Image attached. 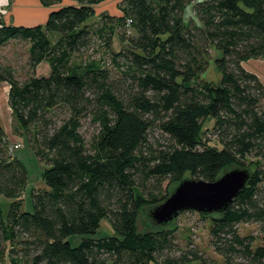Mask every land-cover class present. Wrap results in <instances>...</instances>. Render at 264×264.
Wrapping results in <instances>:
<instances>
[{"label":"trees","instance_id":"1","mask_svg":"<svg viewBox=\"0 0 264 264\" xmlns=\"http://www.w3.org/2000/svg\"><path fill=\"white\" fill-rule=\"evenodd\" d=\"M73 1L44 26L0 24V50L29 45L30 75L18 79L0 56V83L47 166L48 188L33 189V212L22 210L28 172L9 155L0 120V196L10 200L0 202V264H218L193 244L181 247L170 228L138 233L139 213L185 178L215 182L251 166L246 189L214 215L211 246L223 264H264V245L239 234L250 223L264 233V84L244 65L264 59V0H203L199 25L182 19L191 0H126L117 72L74 62L94 43L87 23L104 0ZM211 48L220 53L217 85L201 79ZM43 64L48 74L37 75ZM105 219L114 234L98 238ZM71 236L83 239L73 246Z\"/></svg>","mask_w":264,"mask_h":264},{"label":"rangeland","instance_id":"2","mask_svg":"<svg viewBox=\"0 0 264 264\" xmlns=\"http://www.w3.org/2000/svg\"><path fill=\"white\" fill-rule=\"evenodd\" d=\"M126 0H104L96 5L95 16L92 17L87 24L93 26L97 34L95 35L93 45L86 51L75 55L74 62L77 64L97 65L107 67L113 72H117V65L114 62L113 52H119L123 47L120 42V33H125L123 27H119L116 20L123 16L124 4ZM75 4L73 0H64L59 5L45 7L40 0H0V24L6 26H25L34 27L37 25L44 26L47 22L49 14L62 6ZM33 19V20H30ZM29 21V22H28ZM24 22V24H19ZM27 24V25H26ZM30 25V26H29ZM33 25V26H31ZM127 30H130L126 26ZM130 32H127V35ZM111 40V41H110ZM112 44V48L108 43ZM28 50L29 45L23 41H12L0 50L1 61L4 66H10L14 69L15 75L20 80H25L30 75L28 68ZM220 57V53L215 49H210V63L208 70L201 76V79L212 83L219 84L221 74L219 73L215 61ZM245 67L252 73H255L264 82V59L247 61ZM48 66L43 64L36 70L37 75L48 74ZM10 86L7 83H0V120L10 139V145L17 142L22 143V148L15 151L13 156H17L25 165L28 172V184L22 194V210L33 212V189H48L44 181V174L47 166L41 163L35 154V149L28 133L20 129L14 120L13 113L8 104ZM211 122L206 123L205 128L211 127ZM212 146L217 145L215 141ZM17 153V154H16ZM253 162L252 159L249 160ZM251 172L253 166L248 168ZM231 170V169H229ZM227 170V171H229ZM226 172V171H225ZM0 202L6 204L10 200L0 196ZM154 206H145L141 209L138 218V233H146L157 227L151 222L148 215ZM214 215L202 216L197 212H185L180 214L171 225L174 230L178 244L185 248L193 244L208 258L223 264L224 259L215 252L211 246L210 229L212 227ZM114 231L109 220L102 221L99 232L96 237H105L113 235ZM239 234L242 237H253L256 241L254 247L264 245V233L259 225L241 224L239 225ZM83 236H71L70 243L78 246ZM6 264H11L10 260ZM155 264V263H150ZM192 264H199L198 262Z\"/></svg>","mask_w":264,"mask_h":264},{"label":"water","instance_id":"3","mask_svg":"<svg viewBox=\"0 0 264 264\" xmlns=\"http://www.w3.org/2000/svg\"><path fill=\"white\" fill-rule=\"evenodd\" d=\"M251 176L248 169L232 168L215 182L185 178L148 217L156 227H170L184 212L194 211L203 216L222 214L246 189Z\"/></svg>","mask_w":264,"mask_h":264},{"label":"clouds","instance_id":"4","mask_svg":"<svg viewBox=\"0 0 264 264\" xmlns=\"http://www.w3.org/2000/svg\"><path fill=\"white\" fill-rule=\"evenodd\" d=\"M200 3H203V0H191V2L185 6L182 16L184 23H194L196 25L200 24V20L196 12V6Z\"/></svg>","mask_w":264,"mask_h":264},{"label":"built area","instance_id":"5","mask_svg":"<svg viewBox=\"0 0 264 264\" xmlns=\"http://www.w3.org/2000/svg\"><path fill=\"white\" fill-rule=\"evenodd\" d=\"M22 143L21 142H17L15 144H11L9 146V155L13 156L14 152L19 150L20 148H22Z\"/></svg>","mask_w":264,"mask_h":264},{"label":"crops","instance_id":"6","mask_svg":"<svg viewBox=\"0 0 264 264\" xmlns=\"http://www.w3.org/2000/svg\"><path fill=\"white\" fill-rule=\"evenodd\" d=\"M34 19V18H33ZM33 19H31L30 18V20H33ZM29 22V21H28ZM19 24H24L25 25V23L24 22H21V23H19ZM27 25V24H26ZM30 26V25H29ZM31 26H33V25H31ZM262 81V80H261ZM262 83L264 84V82L262 81ZM17 154V153H16Z\"/></svg>","mask_w":264,"mask_h":264}]
</instances>
